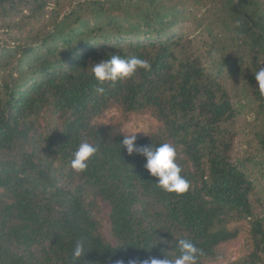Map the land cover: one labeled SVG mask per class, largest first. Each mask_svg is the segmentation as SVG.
Listing matches in <instances>:
<instances>
[{
  "label": "trees",
  "instance_id": "trees-1",
  "mask_svg": "<svg viewBox=\"0 0 264 264\" xmlns=\"http://www.w3.org/2000/svg\"><path fill=\"white\" fill-rule=\"evenodd\" d=\"M66 2L0 0L5 21L24 10L38 17L54 4L45 26L0 45V264H72L81 238L88 251L77 264L172 257L180 238L202 250V264L243 232L251 250L234 264H264L251 177L264 168V95L254 78L264 66V0ZM109 54L151 69L99 85L91 65ZM243 95L256 104L253 136L263 158L233 162L230 128L241 113L234 98ZM113 105L153 111L162 132L136 143L173 145L187 191L158 188L144 157L120 147L123 134L93 124ZM46 111L58 123L43 135ZM84 140L99 151L76 173L69 164ZM97 200L108 206L113 242L94 215Z\"/></svg>",
  "mask_w": 264,
  "mask_h": 264
},
{
  "label": "rangeland",
  "instance_id": "rangeland-1",
  "mask_svg": "<svg viewBox=\"0 0 264 264\" xmlns=\"http://www.w3.org/2000/svg\"><path fill=\"white\" fill-rule=\"evenodd\" d=\"M66 5L72 3L73 0H66ZM54 4H49L40 16L32 18V14L28 10H24L18 16L12 17L10 20L0 19V45L9 43L10 41L20 40L28 34L38 31L48 23V18ZM9 22V24H8ZM10 25V29L7 27ZM189 26V25H188ZM191 33L193 28L189 26ZM235 105L241 111L234 125L230 130L233 135L231 144L230 159L233 162L245 160L247 156H253L262 159L260 151L257 150L256 141L254 139V130L257 124L256 104L255 101L246 95L237 96ZM58 120L51 115L50 111H46L39 120L38 132L45 134L50 128L57 125ZM94 125L109 128L118 131L123 135L135 133L136 137H147L152 134H160L162 125L156 119L151 109H145L139 112H127L120 106L113 105L105 110L101 115L93 120ZM251 177L256 178L257 193L252 198L254 211L256 215L264 217V168L256 167L251 171ZM94 215L100 223V228L107 240L113 242L110 235V224L108 220V206L101 200L96 201V209ZM251 247L246 232H243L237 239L222 244L218 248V256L210 261L202 264H234L245 258L250 252Z\"/></svg>",
  "mask_w": 264,
  "mask_h": 264
},
{
  "label": "clouds",
  "instance_id": "clouds-1",
  "mask_svg": "<svg viewBox=\"0 0 264 264\" xmlns=\"http://www.w3.org/2000/svg\"><path fill=\"white\" fill-rule=\"evenodd\" d=\"M108 57L91 65V75L99 85L105 82L115 84L117 81L132 78L140 69L145 71L151 69V65L146 60L138 57L122 58L117 54H109ZM254 78L259 92L264 95V66L255 72ZM96 91L103 93L104 88L98 87ZM136 139L135 133L124 135L120 147H123L129 156L135 154L144 157L146 160L144 169L156 178V186L168 193L182 194L187 191L189 182L181 175L182 168L176 162L175 147L169 143L137 145ZM98 151V143L82 141L73 153L70 168L76 173L85 172L91 158ZM87 243L84 238L76 241L72 250V264H77V261L83 258L88 251ZM175 243L178 255L172 257L165 255L164 258L149 257L143 260L132 258L127 261V264H198L202 250L191 239L180 238ZM156 244L150 245L148 249ZM116 264H125V261L120 260Z\"/></svg>",
  "mask_w": 264,
  "mask_h": 264
}]
</instances>
